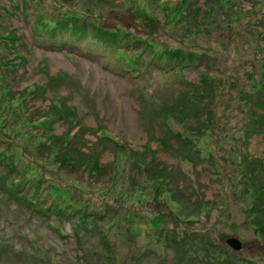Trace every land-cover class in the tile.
I'll use <instances>...</instances> for the list:
<instances>
[{
    "label": "rangeland",
    "instance_id": "1",
    "mask_svg": "<svg viewBox=\"0 0 264 264\" xmlns=\"http://www.w3.org/2000/svg\"><path fill=\"white\" fill-rule=\"evenodd\" d=\"M170 1L0 0V138L33 164L19 190L0 160V264H264V0H185L173 22ZM76 14L94 28L54 48ZM101 27L205 56L164 68L137 44L129 66ZM36 184L86 205L42 212Z\"/></svg>",
    "mask_w": 264,
    "mask_h": 264
},
{
    "label": "trees",
    "instance_id": "2",
    "mask_svg": "<svg viewBox=\"0 0 264 264\" xmlns=\"http://www.w3.org/2000/svg\"><path fill=\"white\" fill-rule=\"evenodd\" d=\"M183 1L185 0H180L179 4L174 5L173 7H171L170 13H172V17H170L171 22H173V20H176L178 18V16L180 14L183 13L184 9L182 8L183 6ZM163 3V6L167 5V3H165V1H161ZM169 2H171L169 0ZM220 2L224 3L226 2V0H220ZM181 4V5H180ZM223 6V5H222ZM225 12L228 10L231 11V9L226 8L224 9ZM231 13H233L231 11ZM64 16V14H63ZM67 17V16H65ZM71 19H77L79 20L78 23H74V22H62L63 23L61 25V23H57L58 25H61L62 27H66V29L64 31H62L61 33L56 32V30L58 29L57 25L54 24L53 28H50L49 31H51L50 35H48V38H51L50 44H52L53 46H55L54 48L56 49H65V50H70V48H73L74 46H79L80 47V43L78 41V39L82 38V36H80L83 32V30H87L90 29V25L92 24L94 28V20L89 21L85 18V15H77L76 16H70ZM72 23V24H71ZM91 23V24H90ZM199 27L202 28V24L198 23ZM72 27V29L68 28ZM60 27V26H59ZM49 28V27H48ZM47 28V29H48ZM54 29H56L54 31ZM96 30H98V28H96ZM100 31H98V34L102 35L103 37H105L106 41H110V43L115 44V54L119 55L120 57H122L123 59H125V61L127 62V64L129 66H131V61H132V57L130 56V53L127 52V49L132 48V46L134 45H141L140 49H148L147 53H150V63L153 64L155 63L156 65H160L161 67L164 68H168V67H173V66H180V67H185L188 64H193V63H198L199 61H201L203 59L204 52L202 53L201 51H195L194 49H182V48H171V47H166L164 48V50H158L154 48V45L148 41V40H144L141 37L135 36L133 33L131 34L130 31H124L122 32L120 29L116 28V30L113 29H109L106 27H101V29H99ZM97 35V33H95ZM75 35H78L77 37ZM77 41V43L75 42ZM70 42H75L74 43H70ZM77 44V45H76ZM140 52L142 53L143 51L140 50ZM213 77V74H208V75H204L202 80V83L200 85L202 92H201V97H212V90L210 89V85H208V83L211 81V78ZM205 82V83H203ZM209 91V92H208ZM211 91V93H210ZM207 99V98H206ZM212 100V99H211ZM214 102V101H212ZM206 105V104H205ZM250 112H255V110L253 109V107L250 108V111H245L246 114H249ZM202 113V112H201ZM194 115H200L198 113H196V111H194L193 113ZM205 118V117H204ZM243 120H246V118H242ZM208 121H210L209 119H201V124L199 127H201V130H204V127H206V123H208ZM249 124L254 123V122H248ZM258 123V122H255ZM8 128H10L11 130H13V125H8ZM236 127V126H235ZM9 129V130H10ZM237 129L239 131H245L248 128H246V126L243 127H239L237 126ZM1 136V135H0ZM48 138H39L37 139V143L35 144L38 149L42 148L45 144V140H47ZM60 143L62 142L61 139ZM5 144V145H4ZM7 145V141H5L3 138H0V160L3 162L4 166L8 169L7 171L11 172L14 171L15 174H19V176L16 178L15 176H11V178L13 179V183L14 184H18L17 188H19V190L23 187V182L22 180L24 178H29L30 174H31V167L33 166V164H30V162L28 161V159L26 157H14L9 151ZM57 152V150L54 149L53 145H50L49 148H47L45 150V154L44 155H40L37 156L34 159V162L36 161H41L42 159L44 160V156H49V155H55ZM37 159V160H36ZM145 162L148 165V161L145 160ZM87 165V163H86ZM145 166V163L142 165ZM11 170V171H10ZM19 172V173H17ZM44 179H48L47 177H43ZM18 180H21L20 182L17 183ZM16 182V183H15ZM21 185V186H20ZM69 187V185H67ZM44 188H40L39 184H36L33 188L37 190L39 189H43L46 190L43 193V201H40L41 204L43 205L42 208H37L38 210L45 212L47 210L54 212L56 215L58 214H74L77 213L78 211L80 212V210L83 208L82 206H85L86 204L81 203L82 199H84L83 196H81V194H74L72 191L70 192V190H68V187L66 186H62L61 185H51V186H43ZM75 187V186H74ZM63 188V189H62ZM75 188H78V186H76ZM80 189H82L80 187ZM87 191L86 189H82ZM46 194V195H44ZM29 202L32 204H35V199H33V197L30 198ZM40 205V204H39ZM89 206V205H88ZM105 207H111L108 204H105ZM90 210V209H89ZM78 212V213H79ZM93 214L95 213V210L92 209V211L89 212V214ZM101 213L98 212L97 214Z\"/></svg>",
    "mask_w": 264,
    "mask_h": 264
},
{
    "label": "water",
    "instance_id": "3",
    "mask_svg": "<svg viewBox=\"0 0 264 264\" xmlns=\"http://www.w3.org/2000/svg\"><path fill=\"white\" fill-rule=\"evenodd\" d=\"M226 242L231 245L234 248H238L240 245V242L238 241V239L234 236H230L226 238Z\"/></svg>",
    "mask_w": 264,
    "mask_h": 264
}]
</instances>
